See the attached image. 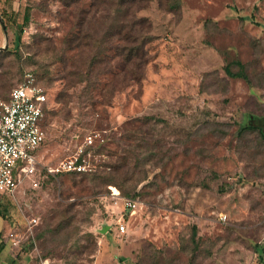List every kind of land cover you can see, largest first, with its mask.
<instances>
[{
    "label": "rangeland",
    "instance_id": "rangeland-1",
    "mask_svg": "<svg viewBox=\"0 0 264 264\" xmlns=\"http://www.w3.org/2000/svg\"><path fill=\"white\" fill-rule=\"evenodd\" d=\"M173 1L138 11L129 63L117 0H0V98L31 73L50 101L39 187L0 193V264H264V136L247 128L264 116V0ZM81 147L92 171L47 174ZM67 202L74 233L50 252Z\"/></svg>",
    "mask_w": 264,
    "mask_h": 264
},
{
    "label": "built area",
    "instance_id": "built-area-1",
    "mask_svg": "<svg viewBox=\"0 0 264 264\" xmlns=\"http://www.w3.org/2000/svg\"><path fill=\"white\" fill-rule=\"evenodd\" d=\"M49 109L48 92L31 73L10 91L7 99L0 98V193L14 195L26 183L31 188L39 187L38 150L46 139ZM87 142H93L91 135ZM84 154L81 147L73 156L46 168L47 174L92 171ZM110 188L112 198L122 200L125 208L136 207V200L123 196L117 187ZM221 219L226 220L227 215H221ZM119 228L125 231L126 225L120 221ZM12 239L15 245L19 243Z\"/></svg>",
    "mask_w": 264,
    "mask_h": 264
},
{
    "label": "trees",
    "instance_id": "trees-1",
    "mask_svg": "<svg viewBox=\"0 0 264 264\" xmlns=\"http://www.w3.org/2000/svg\"><path fill=\"white\" fill-rule=\"evenodd\" d=\"M64 1L69 3L76 0ZM93 1L94 3L99 2V0ZM149 1L150 0H117V11L119 14H124V25L127 26V30H129V34L127 35V37H125V40L129 42V46L125 50L126 52L124 54V58L129 63L143 60V58L145 57L144 45L147 41L142 35L141 30L143 31L147 21L145 18L139 17L137 13L141 8L145 7L147 2ZM168 2H170V0H168ZM174 4H177V0H174L171 3L173 7L177 6ZM7 98L8 97L3 99ZM247 128L257 130L262 136H264V116L252 115L249 119ZM119 168H121V166H119ZM48 175L50 176V174ZM112 178H109L108 176H97V180L99 183H106L112 180ZM75 205L76 203L74 202H67L66 204H64V209L62 210L61 218L58 224L54 227L51 223L47 224V227L45 228V247H49L48 250L50 252L53 251L52 248H54L55 246L67 244V242L70 240L69 238L72 236V233H74L73 230L75 229V221L77 215ZM1 251L2 247H0V253Z\"/></svg>",
    "mask_w": 264,
    "mask_h": 264
},
{
    "label": "water",
    "instance_id": "water-1",
    "mask_svg": "<svg viewBox=\"0 0 264 264\" xmlns=\"http://www.w3.org/2000/svg\"><path fill=\"white\" fill-rule=\"evenodd\" d=\"M3 27H4L5 31H6L7 28H6L5 23H3ZM6 47H7V45H6V46H2V47H0V50L5 49ZM108 227H110V226L108 225ZM106 228H107V227H106Z\"/></svg>",
    "mask_w": 264,
    "mask_h": 264
}]
</instances>
